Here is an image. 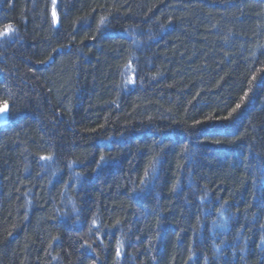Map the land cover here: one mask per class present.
I'll list each match as a JSON object with an SVG mask.
<instances>
[{
	"label": "trees",
	"instance_id": "obj_1",
	"mask_svg": "<svg viewBox=\"0 0 264 264\" xmlns=\"http://www.w3.org/2000/svg\"><path fill=\"white\" fill-rule=\"evenodd\" d=\"M9 25L0 264H264V0H0Z\"/></svg>",
	"mask_w": 264,
	"mask_h": 264
},
{
	"label": "snow or ice",
	"instance_id": "obj_2",
	"mask_svg": "<svg viewBox=\"0 0 264 264\" xmlns=\"http://www.w3.org/2000/svg\"><path fill=\"white\" fill-rule=\"evenodd\" d=\"M53 3H55V0H53ZM53 16L55 17V11L53 12ZM14 31H15V29L11 25H9L3 31H0V37H5L9 33L14 32ZM253 79H255V77H253ZM245 96H247V93H245ZM241 103H243V99H242ZM240 106H241L240 104H237L236 107L232 109V112L229 113V117H231L232 113L235 112L238 108H240ZM7 111H8V103H7V101H5L4 104H3V107H0V115H6ZM227 118L228 117H225V119H227ZM40 159L41 160H46V159H51V157L50 156L49 157L41 156ZM103 160H104V157L102 156L101 157V161H103ZM147 174L148 173L146 172V175ZM141 183L142 184L146 183V181L142 180ZM175 188H176V185H173V189L174 190H175ZM262 243H264V241H262ZM116 254L118 256L120 255V249L119 248L116 249Z\"/></svg>",
	"mask_w": 264,
	"mask_h": 264
},
{
	"label": "rangeland",
	"instance_id": "obj_3",
	"mask_svg": "<svg viewBox=\"0 0 264 264\" xmlns=\"http://www.w3.org/2000/svg\"><path fill=\"white\" fill-rule=\"evenodd\" d=\"M3 115H0V118L2 117Z\"/></svg>",
	"mask_w": 264,
	"mask_h": 264
}]
</instances>
